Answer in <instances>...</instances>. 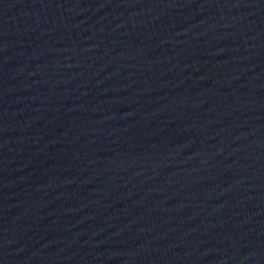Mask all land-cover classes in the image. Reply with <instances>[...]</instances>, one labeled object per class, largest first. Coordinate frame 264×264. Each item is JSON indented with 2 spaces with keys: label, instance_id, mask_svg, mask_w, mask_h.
<instances>
[{
  "label": "water",
  "instance_id": "water-1",
  "mask_svg": "<svg viewBox=\"0 0 264 264\" xmlns=\"http://www.w3.org/2000/svg\"><path fill=\"white\" fill-rule=\"evenodd\" d=\"M0 264H264V0H0Z\"/></svg>",
  "mask_w": 264,
  "mask_h": 264
}]
</instances>
